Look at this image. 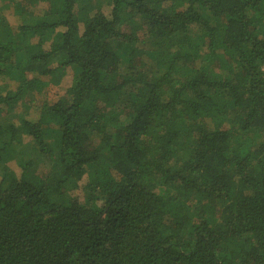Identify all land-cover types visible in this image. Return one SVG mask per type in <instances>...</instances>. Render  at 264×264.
Here are the masks:
<instances>
[{
	"label": "trees",
	"instance_id": "1",
	"mask_svg": "<svg viewBox=\"0 0 264 264\" xmlns=\"http://www.w3.org/2000/svg\"><path fill=\"white\" fill-rule=\"evenodd\" d=\"M0 1V264H264V0Z\"/></svg>",
	"mask_w": 264,
	"mask_h": 264
},
{
	"label": "rangeland",
	"instance_id": "2",
	"mask_svg": "<svg viewBox=\"0 0 264 264\" xmlns=\"http://www.w3.org/2000/svg\"><path fill=\"white\" fill-rule=\"evenodd\" d=\"M103 4H106V2H104V0L100 1ZM79 3L81 5H85L86 1L85 0H79ZM0 5H1V1H0ZM105 7V12L108 14L110 11V6L109 5H104ZM3 7V6H2ZM4 14L6 15V18L9 22H11L13 25H16L17 22V17L15 16V14L13 13L12 8L6 6L3 7ZM74 76V71L72 68H67L65 71V74H63V79L59 82V85L56 84H49L45 90L36 95L35 96V103L33 102V105L30 106H23L22 104H19L18 107L16 109H14V112L19 115L15 117V120L19 119L20 116H24L28 119L31 120H37L40 117L41 114V106H42V101L47 97L49 100L51 98V96L53 95H58L59 93L62 92V88H64L65 86H67L70 82H72ZM2 81H0L1 83ZM14 82H10V85H14ZM41 103V104H40ZM31 140L29 137H25L21 143L17 144V153H14L12 155H9L8 157H10L9 159H7L5 162H3L0 165V169L3 167V165L5 164V166H9L10 168H12L14 171L16 172H20V167H19V159L27 157V155L24 153V150L27 151V153L31 156L32 154L28 152V150L31 147ZM1 171V170H0ZM1 173V172H0ZM0 179H1V175H0ZM87 181V176H84L82 179L79 180L78 185L79 188H76L73 190V195L79 196L81 199L83 198V185L86 183Z\"/></svg>",
	"mask_w": 264,
	"mask_h": 264
}]
</instances>
